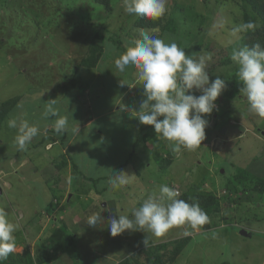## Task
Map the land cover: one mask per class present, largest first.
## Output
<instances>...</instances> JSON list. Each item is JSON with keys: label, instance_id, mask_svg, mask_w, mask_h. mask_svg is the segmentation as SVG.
Returning a JSON list of instances; mask_svg holds the SVG:
<instances>
[{"label": "rangeland", "instance_id": "374dc122", "mask_svg": "<svg viewBox=\"0 0 264 264\" xmlns=\"http://www.w3.org/2000/svg\"><path fill=\"white\" fill-rule=\"evenodd\" d=\"M168 8L161 27L145 30L166 43L176 42L194 58L210 53L211 59L206 62L210 81L219 75L227 84L217 98L218 110L206 117L209 126L205 129L202 144L194 151L182 150L181 154L172 152L169 142L156 134L153 126L142 125L129 113L119 111V103L138 110L140 102L145 99L138 85H118L122 78L134 81V69L120 74L114 67V60L138 38V29H142L137 26V16L125 13L123 0H111V10L94 0H0V106L10 99L20 98L0 124V207L9 212L10 220L14 208L21 211L17 219L13 216L14 222L20 225L15 233L16 240L27 242L28 250L34 248L37 240L36 257L43 242L42 236L32 234L26 222L30 218L38 219L39 223L36 220L35 224L42 230L51 227L50 222L55 225L58 208H51L52 218L42 208L54 196L60 202L67 199L68 196L64 195L67 190L65 185L62 190H56V184L50 189L46 182L52 185L61 175L69 179L76 168L68 161L67 167L61 166L64 170L54 169L52 155H56V160H69L68 153L72 154L74 150L73 162L77 158L74 163L78 170H83L94 183L90 184L91 189L83 185L79 192L90 194L97 210L104 203L116 204L122 215H130L147 195L158 193L159 186L165 183L178 189L180 195L198 188L212 191L219 197L216 209L208 214V228L203 226L193 230L182 226L171 229L161 238L149 233V246L140 250L133 264H153L157 262L156 257L161 264H264V194L250 190L251 201L243 197L236 202L240 195L232 193L236 186L253 189L264 182V119L248 112L246 101L239 92L231 95L242 86L235 78L237 66L231 60V52L238 45L260 43L264 46V37L254 35L263 21L247 0H168ZM221 19L226 21L225 27L210 37L208 32L212 24ZM249 22L255 25L254 30L235 37L230 35L232 27ZM95 25L104 28L101 33L106 37L119 36L124 50L106 41L105 54L98 66L77 70L89 44L94 41L92 28ZM229 39L233 44H227ZM75 79L87 85L84 92H79L73 82ZM50 99H56L54 108L61 116H66L72 126H82L84 120L87 122L91 115L86 114L91 110L108 113L114 109L112 115L122 117L126 132L136 128L140 137L135 135L132 139L131 134H126L106 145L116 127L105 128L108 125H99L100 122L95 120L93 127L86 128L91 133L86 135L87 139L83 137L81 143L76 142L67 153H63L61 145L49 151L52 140L58 135L72 137L71 133H52L55 117L43 118L45 104ZM18 104L23 105L26 118L41 129L26 151L18 150L14 143L16 130L7 126V121L20 113ZM111 120L109 115L105 123ZM99 126L107 132L104 147L100 140L93 141ZM47 134L46 141H43ZM118 163L123 166L116 168ZM120 170L132 174V182L111 189L109 177ZM70 192L77 191L72 188ZM84 198L74 195L65 207L75 208L80 203V207L88 211L90 202ZM234 213L238 216L234 217ZM91 214L87 213V217ZM68 226L73 230L71 224ZM186 229L192 234L185 236ZM128 232L122 233L119 239ZM129 234L137 241L145 238L146 233L130 231ZM89 235L90 232L85 233V238L89 239ZM185 237L183 248L176 253L177 242ZM124 241L122 239L121 243ZM121 249L129 251L126 246ZM19 251L22 249L15 252ZM72 251L70 255L75 264H81L77 247H72Z\"/></svg>", "mask_w": 264, "mask_h": 264}, {"label": "clouds", "instance_id": "9594fccd", "mask_svg": "<svg viewBox=\"0 0 264 264\" xmlns=\"http://www.w3.org/2000/svg\"><path fill=\"white\" fill-rule=\"evenodd\" d=\"M123 7L129 16L152 20L164 17L169 11L168 0H123ZM225 23L223 19L215 21L208 35L215 36ZM254 29L253 23L240 24L232 27L230 35L235 37ZM227 44H233V40L229 39ZM210 59V53L194 58L176 42L166 43L150 31L138 29V38L114 60V67L120 74L134 69V81L122 78L118 85H138L145 99L140 102L138 110L119 103V111L129 113L142 125L153 126L155 133L169 142L175 154H181L182 150H196L206 136L205 129L209 126L206 117L218 110L217 98L227 88L226 79L219 75L210 81L206 63ZM231 60L237 66L236 76L242 85L239 93L246 101L248 112L264 119V46L260 43L238 45L231 52ZM197 92L200 94L196 95ZM55 104L56 99L46 102L43 118L55 117L52 127L57 134L78 135L81 132L79 125H70L68 118L54 108ZM17 108L21 109L20 113L10 118L7 126L16 130L14 143L18 150L26 151L41 129L26 118L22 104ZM131 182L132 174L124 170L114 171L108 180L111 189L125 187ZM179 196L180 192L174 186L161 184L158 193L147 195L130 215L118 214V217L105 220L100 213H93L85 223L96 228L106 222L112 237L128 230L150 233L155 238L165 236L173 228L187 226L197 230L210 223L209 216L198 202L189 203ZM19 227L18 222L10 220L5 208L0 207V264L16 251L15 233ZM183 234L189 236L192 233L186 229ZM142 243L148 247L149 237L145 235Z\"/></svg>", "mask_w": 264, "mask_h": 264}, {"label": "crops", "instance_id": "0c3cea01", "mask_svg": "<svg viewBox=\"0 0 264 264\" xmlns=\"http://www.w3.org/2000/svg\"><path fill=\"white\" fill-rule=\"evenodd\" d=\"M95 111H96L95 113L93 112V110L87 112L86 116H89V114L91 113L92 117L90 116L91 118L89 117L88 118L89 120L87 122H86V120L81 122L82 126H79L81 132L78 135H80L82 137L79 138V137H77L78 135H75V136L71 135L72 137H67V138L63 137V139H62V137L60 138L59 136L55 137L56 139L52 140V144H51L52 145V151L58 145H61L63 148V150H62L63 153H67V149L68 148L72 149V147L74 148L75 146H72V145H74L76 142H78L80 144L83 137L85 139H87L86 135L91 134V133L86 131V128L93 127V122H95V120L96 121L98 120L100 122L99 125H102V124L108 125L105 123V120H104V115H106V113L103 110H95ZM110 111L111 112H109V113H111V114L115 113L114 109L110 110ZM92 118H95V119H92ZM121 119H122V117H121ZM135 123H136V121H135ZM125 126H126V124L123 121L118 122V126H117L116 131H114L111 134V137L107 141L106 145H109V143L112 141H117V139H119L120 136H124L126 134H131L132 135L131 138L133 139V137L137 134L136 128L132 127V128H130V130L128 132H126ZM107 127H109V126H105V128H107ZM97 130L98 131L94 134L95 137L93 138V141L95 142V141L100 140L101 141L100 144L102 145V147H104L105 146L104 145V142H105L104 136H105V134H107V132L104 129V127H102V126H99L97 128ZM85 132H87V133L84 135ZM73 151L74 150H72V154L68 153V155L74 158L75 156H74ZM102 151H105V150H102ZM106 151L112 152L110 149H106ZM129 156H130V154H129ZM52 158H53L54 169L58 168L59 171L64 170V169H62V167L59 168L57 166V164L55 162L56 161V159H55L56 155H52ZM71 161L69 164H70V166H73V163H72L73 161L72 162ZM74 161L77 162V158H75ZM101 161L104 162V160H101ZM116 161H118V160H116ZM118 162H120V161H118ZM127 164L129 165L130 161L127 160ZM67 165H68V162L65 164V167H67ZM122 166H123V164L118 163L115 167L120 168ZM61 176L57 177L55 179V181L52 183V185H50L49 182H46V183L48 184L47 186L50 189H54L53 184H56V186L59 185L58 187L55 186L56 190L57 189L62 190L63 185H65L66 188H64V189H66L67 192H65L64 195L68 196L67 199H64L60 202V201H58V198L54 196L52 201L47 206L42 208L44 211H46L50 215L51 218H52L51 208L52 209L58 208V211H57L58 214L56 213V215L54 216L55 225L52 226V223L50 222L49 225L51 227H49L47 229V230L50 229V231L48 234H46L47 233L46 229L42 230V227H40V226H38L39 228H37L35 221L37 220V224H38L39 220L35 219V218H30L26 223L30 229V232L32 231V234H35L37 236L39 235L40 237L42 236L41 237V241H42L46 237L48 238L51 234H53L60 227H66L67 232L69 234L72 233L71 235L74 236L73 243H74L75 247H77V249L81 255V258H82L81 264H94V263L95 264H119L123 260H125L126 258L130 257V255H132L133 253L135 254L137 252H140V250H142L145 247L142 243V240L144 238L143 239L139 238L137 241H135V238H132V236L129 234L130 231L127 233V235L124 236V238H122V239H125L124 243L122 244L121 243L122 239H119L121 237V235H118L116 237H112L110 235L108 228H107L106 222L102 223V224H98L96 228H92L89 225H87L85 223L86 218H87V213H89V212H92V214L93 213H100L105 218V220H107V219L111 218L112 216L118 217V214H121L118 211V206L116 204H113V206H112L111 204L109 205L108 203H104L103 204L104 206H102L99 210H97L93 207V206H95L93 197L90 196V194H87L85 192H79L80 188L83 185H85L91 189L90 186L92 184H94L92 182V178H89L86 174H84L83 170L81 171V170L75 169V172L73 173V175L70 176V178H71L70 182H69V179H67L66 177H61ZM72 188L74 190H76L77 192L71 193L70 191H72ZM77 194L81 195V197H85L84 200L90 202L89 206L87 207L88 211H84L83 208L80 207V205H81L80 203H78L76 205L78 208L77 207H75V208L69 207V206L65 207V203L67 201L70 202L72 200L73 196L77 195ZM89 197H91V199ZM110 202H111V200H110ZM95 207H97V205ZM80 208H81V210H80ZM8 210H10V209H8ZM48 211H51V213ZM18 214H21V211L17 208H14L13 212L11 213L12 221H14L13 216H15L17 219ZM23 218H24V216H23ZM69 224L72 225L73 230L69 229V226H68ZM105 231H107L108 233ZM88 232H90L89 239H86L85 233H88ZM145 235L150 236L149 233L148 234L146 233ZM26 240L29 241L28 239H26ZM36 241L34 242V248L31 247L32 256H35V253L37 252V250L35 251V247L37 245ZM131 241H134V242L130 243ZM118 242L121 243V247H120V243L117 244ZM27 245H28L27 242L19 241V242H17L16 249H18V250L22 249V251H19V252H20V254H23ZM37 246H39V244ZM122 246L128 247L129 251L125 252V249H121ZM15 253H17V252H15ZM92 262H94V263H92ZM4 264H10V263H4ZM35 264H38V263H35ZM40 264H75V262L69 253L60 252L56 257L53 258V260L48 261V262H43Z\"/></svg>", "mask_w": 264, "mask_h": 264}, {"label": "trees", "instance_id": "16d2710c", "mask_svg": "<svg viewBox=\"0 0 264 264\" xmlns=\"http://www.w3.org/2000/svg\"><path fill=\"white\" fill-rule=\"evenodd\" d=\"M94 1L97 4L104 5L108 10H111V0H94ZM247 2L251 5L252 9L255 11V13L263 21V25L261 27H259L258 29H256L254 35H260V36L264 37V0H247ZM165 18H166V15L164 17H162L160 19H156V20L138 17L137 18V26L142 28V29H154L157 27H161L163 25V23L165 22L164 21ZM92 30L94 33L93 34L94 41H92L89 44L87 54L81 59V61L77 65V67H76L77 70L80 68H87V69L96 68L98 66L100 60L102 59V57L105 54L104 44L106 41L112 42V43L118 45L120 49L124 50V44L121 41L119 36L116 35V36L106 37L104 34L101 33L102 30L104 31V28L96 26V25H95V28H92ZM96 40H99V42H96ZM263 42H264V40H263ZM235 78L237 79V82H238L237 76ZM73 82H74V84H77L76 86H77L80 93L84 92L87 89V87H86L87 85H85L80 80L75 79V81H73ZM239 85H241V84L239 83ZM240 87H242V86H240ZM238 92H239L238 90L232 91L231 95L235 96L236 93H238ZM19 100H20L19 97H15L13 99H10V100L4 102L0 106V124L4 121L6 115L13 108V106L16 105V103ZM89 115H91V113ZM109 115H111L112 120L107 123L108 126H112L113 128L116 127V129H117L118 122H121L123 120L120 119V116L116 117L115 116L116 114L112 115L111 113L108 112V113H106V115H104L105 122L108 119ZM138 128L141 129L142 127H138ZM116 129L115 130L111 129V130L116 131ZM52 133H56L54 131V129L52 130ZM136 135L139 136L140 134L137 133ZM47 136H48V134L44 136L43 141H46ZM48 138H50V137H48ZM62 139H63V137H62ZM49 151H52V147L49 148ZM68 157H70L69 161H71V160L73 161V157H71V156H68ZM55 162H56L57 166L60 168L61 166H64L68 162V160H67V158H64V159L61 158L60 160H56ZM74 162H72L74 168L78 169L77 165ZM237 180H239V178ZM250 190H252L251 191L252 193L258 192L260 194H264V182H262V184H260V185L254 186L253 189H250V188L249 189L248 188L241 189L238 186H236V188L234 189V192H232V193H234V195H237V194L240 195V198H238L236 200V202L238 200L242 199L243 197L247 201H251V199H252L251 194L252 193L249 194ZM228 198L233 200L230 197H228ZM179 199H183L189 203H192L194 201L198 202L200 204L201 208L207 213V215L211 214L216 209V207L218 205V201H219V197L216 195V193H213L212 191H204L202 189L200 190L198 188H196V191H194V192H191L189 190V191L182 193V195H180ZM240 201H239V203H240ZM237 216L238 215L234 213V217H237ZM204 226L206 228H208V224H205ZM185 240H187L186 237L184 239H182L181 241L177 242L178 247L176 248V253H178L180 251V249L183 248ZM73 241H74V236L67 232L66 227H60L53 234H51L48 238L46 237L42 243H40L41 245L39 247L37 257H36V253H35V256H32L31 250H28L26 248L25 251L23 252V254L15 253V252L10 254L8 259L6 261H4L3 264L4 263L35 264L37 262L38 263L39 262L40 263L48 262V261L53 260V258L56 257L60 252H67L70 254L72 251V247L75 249V245H74ZM72 254H73V251H72ZM139 255H140V252H137V253L133 254L132 256L126 258L125 260H123L119 264H133L134 260ZM156 259L155 260L157 262L154 261L153 264H161V262L158 261L157 257H156ZM37 260H39V261H37Z\"/></svg>", "mask_w": 264, "mask_h": 264}, {"label": "water", "instance_id": "95a60500", "mask_svg": "<svg viewBox=\"0 0 264 264\" xmlns=\"http://www.w3.org/2000/svg\"><path fill=\"white\" fill-rule=\"evenodd\" d=\"M242 233H243V234H246V232H245V231H242Z\"/></svg>", "mask_w": 264, "mask_h": 264}]
</instances>
